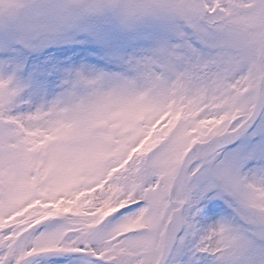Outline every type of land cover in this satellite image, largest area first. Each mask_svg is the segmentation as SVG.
Listing matches in <instances>:
<instances>
[{"label": "snow or ice", "instance_id": "obj_1", "mask_svg": "<svg viewBox=\"0 0 264 264\" xmlns=\"http://www.w3.org/2000/svg\"><path fill=\"white\" fill-rule=\"evenodd\" d=\"M17 6L0 0L4 11ZM105 10H119L130 29L150 25L157 40L126 61L114 86L104 87L103 77L78 81L83 92L74 85L68 99L22 111V89L0 77V264H26L39 253H79L85 264L86 257L164 264L176 239L191 235L204 254L239 249L242 237L229 221L199 229L201 194L264 220V179L216 156L217 147L264 120V0L88 6ZM199 145L208 158L193 170L187 161ZM133 205L141 207L110 239H96L91 228ZM64 216L77 227L40 231L44 221Z\"/></svg>", "mask_w": 264, "mask_h": 264}, {"label": "rangeland", "instance_id": "obj_2", "mask_svg": "<svg viewBox=\"0 0 264 264\" xmlns=\"http://www.w3.org/2000/svg\"><path fill=\"white\" fill-rule=\"evenodd\" d=\"M13 2L19 6L8 11L0 9V77L11 76L22 89L19 97L22 111H34L66 100L74 85L83 92L78 81H96L103 77L104 87L114 86L117 78L125 74L126 61L138 58L157 43L150 25L130 29L123 23L119 10L88 11V6L99 3V0ZM130 2L120 0L121 4ZM24 58L32 62L25 66L22 63ZM216 156L218 160L230 161L243 175H250L256 181L264 179L260 174L264 167V120L258 117L248 132L217 151ZM206 160L190 168L194 170ZM196 204L199 215L195 217V223L201 231L227 220L243 242L235 251L226 247V254L212 256L197 251L195 235L179 237L168 264H264L261 229L245 209L230 206L215 194H201ZM140 207L133 205L123 215L109 217L90 231L96 234L97 240H108ZM78 223L75 218L55 217L44 221L39 229L51 234L74 229ZM69 259L73 264H85L80 257H47L29 264H56Z\"/></svg>", "mask_w": 264, "mask_h": 264}, {"label": "water", "instance_id": "obj_3", "mask_svg": "<svg viewBox=\"0 0 264 264\" xmlns=\"http://www.w3.org/2000/svg\"><path fill=\"white\" fill-rule=\"evenodd\" d=\"M252 124H253V122L250 124V126L247 127L246 131L251 127ZM244 132H245V131H244ZM244 132H243V133H244ZM243 133H242V134H243ZM242 134H240V135H242ZM230 143H231V142H225V143L221 144L219 147H217L216 151H218V150L221 149L223 146L228 145V144H230ZM200 151H201L200 155H199L198 157H195L194 159L190 160V161L187 163V167L190 168V166H191L193 163H195V162H197V161H199V160H201V159H204V158L208 157V151H209V149H208L206 146H202V147H200ZM247 211H248L249 213H251V215H252V216L258 221V223H259L260 226L264 225V220H262L259 216H256L252 210L247 209ZM177 239H178V238H177ZM177 239H176V241L174 242V244L169 248V251L167 252V254L163 257V259H164V264H167V263H168V261H169L171 255H172L173 249H174V247H175V245H176V243H177ZM44 256H50V255H49V254H45V253H44V254H40V255H36V256L30 257V258H28V259H25V262H26V264H27L28 262H30V261L33 260V259H36V258H38V257H44ZM88 258H90V259H92V260L95 261V258H94V257H88Z\"/></svg>", "mask_w": 264, "mask_h": 264}, {"label": "bare ground", "instance_id": "obj_4", "mask_svg": "<svg viewBox=\"0 0 264 264\" xmlns=\"http://www.w3.org/2000/svg\"><path fill=\"white\" fill-rule=\"evenodd\" d=\"M32 61L30 59H23L22 63L25 65V66H28Z\"/></svg>", "mask_w": 264, "mask_h": 264}, {"label": "clouds", "instance_id": "obj_5", "mask_svg": "<svg viewBox=\"0 0 264 264\" xmlns=\"http://www.w3.org/2000/svg\"><path fill=\"white\" fill-rule=\"evenodd\" d=\"M108 158H111L110 156ZM76 178L79 179V177H68V179Z\"/></svg>", "mask_w": 264, "mask_h": 264}]
</instances>
